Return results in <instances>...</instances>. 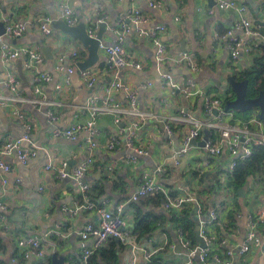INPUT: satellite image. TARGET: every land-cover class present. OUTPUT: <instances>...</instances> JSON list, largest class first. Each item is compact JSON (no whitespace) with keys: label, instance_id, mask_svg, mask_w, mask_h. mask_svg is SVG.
Here are the masks:
<instances>
[{"label":"crops","instance_id":"crops-1","mask_svg":"<svg viewBox=\"0 0 264 264\" xmlns=\"http://www.w3.org/2000/svg\"><path fill=\"white\" fill-rule=\"evenodd\" d=\"M64 2V0H4L0 9V21L7 16L28 25V31L24 37L15 41L12 46L41 48L45 61L38 72L47 73L52 77L51 82L42 84V93L48 101L60 104L51 106L58 117L57 125L69 127L76 121L84 122L89 118V111L85 108L91 98L102 96L105 86L114 79V68L105 53L99 50L100 60L91 68L98 73L96 85L88 88L80 75L75 73L71 76L69 88L65 87L63 74L55 70L60 54H66L69 61L73 63L75 61L70 58L71 53L74 50L78 51L79 57L76 59L78 64L86 61L89 53L80 41L72 39L60 29V24L63 22ZM213 2L214 6H211L210 0H163V7L158 10L150 9L145 0H125V2L74 0L72 5L79 23L80 16H83L86 23L99 21L107 24L102 37V42L105 44L114 41L116 35L112 28L119 25L120 19L130 10L138 7L150 17L149 23L143 26L144 29L149 30L156 25L167 28L163 39L168 44L172 56L187 51L193 55L198 64L200 68L198 74H193L188 69H177L183 71L174 75L177 82L183 83L191 74L204 93L222 97L226 91L228 98L233 99L234 94L231 93L229 78L236 79L250 69L256 55L244 54L238 62L233 63L228 51L221 47L214 59L216 45L213 36L221 31L225 33L239 19V15L234 11H220L216 9L214 0ZM238 2L248 7L251 20L259 27L260 37L255 39V42H260L261 32L264 29V0H238ZM209 10L215 11L211 15L208 13ZM178 17L179 21L176 20ZM46 18L52 21L50 28L53 33L50 37L39 28L32 27L39 20ZM98 32L99 29L95 36ZM44 48L49 52L48 55L44 53ZM125 48L128 59L142 64L143 69L128 68L121 71V81L139 90L140 107L154 113L156 118L148 119L138 129L123 133V127L130 126V120L116 124L111 116H105L100 121L102 129L100 140L107 141L115 135L123 138L130 133L134 143L145 149L147 154L139 157L137 165L129 167L124 161L126 149L114 152L96 151L94 153L96 163L86 175L85 181L91 188L105 183L104 194L100 201H107L109 210L113 211L116 207L125 205L124 215L129 227L138 233V243L155 253L152 259H155L158 264H179L187 261L189 257L175 250V243L180 242L179 234L182 231L174 225L172 216L181 215L182 212L165 211L163 203L157 204L155 196L141 199L137 203H129L145 172L154 174L166 190L175 196L190 193L201 205L208 201L210 204L208 209L215 206L218 221L208 222V217L205 216L213 255L222 258L226 256L227 250L232 249L233 264H264V232L261 226L258 230V235L262 238L260 247H253L243 256L238 254L248 230L247 216L256 210H264V180L260 176L251 177L247 183L244 198L240 197V194L238 196L236 193L229 194L222 188L230 162L229 153L225 150L222 156L212 159L203 147L196 143L183 159L182 165L176 166L174 153L182 149L183 139L188 133L189 126L178 125L174 128V137L169 139L163 121L182 110L202 118L204 116L203 98L186 99L182 93L172 94L168 88L162 87V78L155 64L154 46L149 39L137 36L135 27L126 35ZM261 54L262 49L257 55ZM25 63V56L10 63H3L0 58V92L9 94L4 86V77L6 73L13 72L20 80L24 97L41 98L34 92L35 74L26 69ZM146 81H152L153 85L140 89V85ZM59 85H61L60 91L57 90ZM115 98L126 101L122 91L116 93ZM21 108L26 115L25 121L14 117L10 109L0 108V136L10 135L18 138L25 132L26 123H30L32 125L31 139L39 149V153L28 166H23L16 158H11L9 161L12 165L11 173L5 174L0 171V196L11 206L6 221L8 228L0 229V264H41L42 260L33 258L25 261L20 255L17 240L28 236H38L42 239L47 253L44 263H51V256L58 253L67 258L71 257V264H77L82 246L79 232L87 224H99L100 218L94 212L87 210L80 211L74 218L65 213L64 205L74 209L76 203L81 202L78 199L81 195L79 185L74 180L70 182L60 180L56 178L54 172L46 171L45 168L51 160L56 167L66 160L69 168L74 169L89 156L88 148L83 139L75 143L53 139L54 126L46 117V111L50 105L38 108L22 105ZM252 112L253 116L257 114L259 116L258 109ZM235 116L242 123L249 120L237 116L236 113ZM251 129L259 131L255 125H251ZM28 146V144L25 145V147ZM208 160L211 163L210 167H208ZM109 166L113 167V172L110 174L105 171ZM160 167L167 169V173H157ZM4 179L9 180L7 185H4ZM17 179H21L22 184H18ZM216 182L220 183V188L212 193L211 189ZM191 208L193 211L194 206L191 205ZM142 215H155L159 218L154 225L157 229L146 236H141V231L135 228ZM239 215L241 217H238ZM60 224L68 226L69 237L64 239L49 236L50 231ZM197 246H200L198 241L195 247ZM142 255H140L141 258ZM13 259L15 263H12ZM131 261L132 254L128 248L124 247L121 252V264H130ZM143 263L146 262L142 259L141 264ZM209 263L214 262L209 260ZM194 264H202V262L194 258Z\"/></svg>","mask_w":264,"mask_h":264},{"label":"built area","instance_id":"built-area-1","mask_svg":"<svg viewBox=\"0 0 264 264\" xmlns=\"http://www.w3.org/2000/svg\"><path fill=\"white\" fill-rule=\"evenodd\" d=\"M4 0H0V9ZM62 9V19L70 27L77 26L79 19L73 8L74 0H64ZM125 2V0H120ZM150 9L158 10L163 7V0H145ZM216 9L220 11H234L239 15V19L232 24L225 33H216L213 36L216 48L214 50V59L219 49L225 48L230 56V60L238 62L242 55H257L262 46H264V36H261L260 42L256 43L255 39L260 37L259 27L254 24L249 16L248 7L239 3L238 0H214ZM215 11V10H214ZM209 10V14L214 13ZM179 21V17L176 19ZM150 17L145 15L138 7L130 10L125 16L120 19L119 25L112 30L115 33V39L110 44L102 42L100 50L105 53L107 59L114 68V79L105 86L101 97H93L89 100V104L85 109L89 111V118L84 122L76 121L69 127L58 126V117L51 108L52 105H60L48 101L42 93V84L52 81L49 74L38 72L43 65L45 57L42 54L41 48L36 47H15L11 41H17L24 37L28 31V25L20 21L3 17L5 33L0 35V58L3 63H10L22 56L26 57L25 67L27 70L34 72V92L40 95L41 98H26L21 92V83L19 78L13 73L8 72L4 77V86L9 94L0 92V108L10 109L11 114L20 120L25 121L26 115L22 111V105H30L38 108L49 106L46 111V117L54 126L52 136L53 139H63L70 142L84 140L88 148L89 156L81 162L77 167L67 171L69 168L68 161H62L58 167L54 165L52 160L46 166V171H52L56 174V178L66 180L68 178L74 180L80 188L84 202H77L76 207L70 208L63 206V211L71 218L78 215L80 211L87 210L94 212L100 218L99 224H87L80 232L79 236L82 241L77 264H94L92 258L96 252L105 247L110 239H115L124 247L128 248L132 254L130 264H141L143 259L146 263L153 258V252H150L147 247H143L138 242V233L129 227L125 218V205H120L111 211L108 209L107 201L94 202L89 199L87 193L92 189L85 181L86 175L92 170L96 159L94 153L96 151L114 152L119 149H126L127 154L125 163L129 167H134L138 164L139 157L145 156L147 151L140 146H137L132 138V134H127L121 138L119 135L112 136L107 141H101L102 129L100 121L105 116H111L116 124H122L125 120H130V126L122 129L123 133L131 129H138L141 124L148 119H155L154 113L143 110L139 102V90L131 88L121 81V71L132 68L142 70L143 65L128 59V52L125 48L126 35L132 32L135 27V33L139 37L149 39L155 49V64L162 78V87L168 88L169 92L182 93L186 99L193 97L203 98L204 116L197 118L194 114L181 111L177 115L171 116L163 121L164 128L167 133V138L174 137V128L178 125H188L189 130L183 139V147L174 153V164L181 166L183 159L188 155L194 142L201 141L204 138V130L211 131L209 140L206 142L204 151L210 158H218L223 155L226 150L229 153L230 162L227 166V175L223 187L229 194H235L234 188L229 186L231 182V174L237 166L239 160H246L252 156V146L264 147V120L260 119L258 114L252 116L246 122H240L235 116V112L226 109V102L229 100L228 92L224 91L221 96H214L204 93L199 89L193 78L186 79L183 83L175 80L174 76L168 73L172 69H188L193 74H198L200 68L196 63L193 55L187 51H182L176 55L170 54L168 44L163 39V34L166 27L156 25L155 27L146 30L144 25L148 24ZM52 21L50 18L39 20L32 27L39 28L46 36H52L50 28ZM101 22H93L88 24V34L91 37H96V32L99 29ZM79 57L78 51L74 50L71 53V63L66 54H60L55 70L64 76L65 87L70 86L71 76L78 73L88 88H92L98 82V73L94 69L79 70L76 59ZM153 85L152 81H146L140 85V89H146ZM57 90H61V85L57 86ZM122 91L125 94L126 101H119L115 98L116 93ZM216 112V114H215ZM251 125L259 128V131L251 129ZM25 132L18 138L10 135L0 136V171L5 174L11 173L12 165L9 162L11 158H16L23 166H28L29 163L38 156L39 149L34 145L31 139L32 125L26 123ZM28 144V147L25 145ZM50 156V155H49ZM208 160V167H210ZM207 166V165H206ZM107 173L113 172V167L109 166L105 170ZM157 173L165 174L167 169L160 167ZM4 185H7L9 180H3ZM18 184H22L21 179H17ZM158 194H163L165 201L163 202L164 210L167 212L181 213L188 205L197 207V217L201 224V236L206 242V248L201 249L200 246L193 247V243L188 239L183 232H180L179 238L182 248L190 251L187 255L189 259L179 264H194L192 255L199 254V260L203 264H233L234 252L232 249L226 251V256L220 257L213 255V247L210 245L208 237L207 224L208 222L218 221V213L215 206L204 211L203 206L190 193L184 195H172L159 182L154 174L145 172L140 178V185L133 193L129 203H137L141 199H145ZM11 206L0 196V229H7L6 225L7 214ZM193 208V209H194ZM207 216L208 222L202 220ZM238 217H241L239 215ZM248 230L245 234V239L239 247V256H243L252 250L253 247H260L262 238L258 235L260 226L264 232V210L259 209L247 216ZM70 235L69 228L66 224H60L55 229L51 230L49 236L68 238ZM17 247L21 257L27 261L30 259L42 260L41 264H50L43 262L46 259V246L42 239L38 236H28L17 240ZM142 255V258L140 255ZM213 261L214 263H209ZM72 258H67V263L71 264ZM15 263V260H12Z\"/></svg>","mask_w":264,"mask_h":264},{"label":"trees","instance_id":"trees-1","mask_svg":"<svg viewBox=\"0 0 264 264\" xmlns=\"http://www.w3.org/2000/svg\"><path fill=\"white\" fill-rule=\"evenodd\" d=\"M223 33V31H221ZM262 54L256 55L254 58L253 66L250 69H247L240 77H236L237 80H249V89L248 97L254 98L258 96L259 92L264 89V46H262ZM234 94L233 91H231ZM237 116L244 118H249L253 113L252 111L247 113L235 112ZM260 176L264 180V147L262 146H252V156L246 160H239L236 168L231 174V182L229 183L230 187L234 188L237 196L239 195V190L248 183L251 177ZM204 181V179H203ZM105 183H101V186H96L92 188L87 196L91 201L100 202L102 195L104 194ZM220 188V183L216 182L212 187V193ZM175 196V194L172 193ZM157 197V204H162L165 201L163 194L155 195ZM81 202H84L83 196L78 197ZM204 209L208 210L210 205L207 202L202 204ZM172 220L174 225L183 232V234L190 240H192L193 247L197 245V240L194 237L195 230V221L192 217V208L191 204L187 206L181 215H173ZM156 221H159V218L155 215H142L138 224L135 226L137 231H141V236H146L154 230L157 229ZM124 246L115 239H110L105 247L100 249L92 258L94 264H121V252ZM143 264H158L155 259H152L151 262Z\"/></svg>","mask_w":264,"mask_h":264},{"label":"water","instance_id":"water-1","mask_svg":"<svg viewBox=\"0 0 264 264\" xmlns=\"http://www.w3.org/2000/svg\"><path fill=\"white\" fill-rule=\"evenodd\" d=\"M211 6H214L213 0H210ZM81 22L77 26L70 27L68 26L64 21L60 24V29L67 34L69 37H71L74 40H78L82 43V45L88 50L89 56L88 59L84 62L78 63V69L79 70H88L93 68L98 61L100 60V44L103 41V34L105 32L107 24L100 23L99 25V32L96 37H91L88 34L87 28L88 24L84 21L83 16H80ZM5 33L4 24L2 21H0V35H3ZM261 36H264V29L261 32ZM15 41H11L13 44ZM186 50V49H182ZM44 53L48 55V51L46 48H44ZM183 72V71H182ZM179 70H172L168 71L169 74L174 76L177 73H182ZM188 73V72H187ZM189 74V73H188ZM189 78H192V75L189 74ZM229 82L232 88V91L234 92V98L229 99L226 102V109L227 110H233L235 112H242L247 113L254 109L259 110V118L264 120V89L259 92L258 96L254 98L248 97V89H249V80H243L238 81L234 79L233 77L229 78ZM218 86L220 87V82H218ZM216 114V112H215ZM211 135V131L204 130V138L200 142H194L193 144H198L200 147H205L206 142L209 140ZM71 169L68 168L67 171H70ZM72 179L68 178L65 180V182H70ZM248 184L245 185L244 188H241L239 190L240 197H245L246 191H247ZM192 216L195 219L196 223V229H195V238L200 244V248L204 249L206 248V242L201 236V224L200 220L197 217V207H195L192 211ZM202 220L206 221V218H202ZM176 252L177 253H185L186 255H190V251H186L182 249V246L179 241H176ZM193 259L196 260L199 259V254L192 255ZM50 264H68L67 263V257L65 255H60L58 253H54L51 256V263ZM203 264V263H202Z\"/></svg>","mask_w":264,"mask_h":264},{"label":"rangeland","instance_id":"rangeland-1","mask_svg":"<svg viewBox=\"0 0 264 264\" xmlns=\"http://www.w3.org/2000/svg\"><path fill=\"white\" fill-rule=\"evenodd\" d=\"M252 116H253V114H251L248 119H250Z\"/></svg>","mask_w":264,"mask_h":264}]
</instances>
